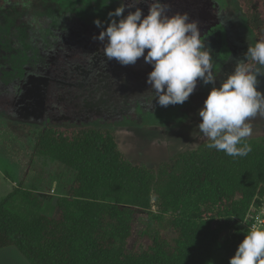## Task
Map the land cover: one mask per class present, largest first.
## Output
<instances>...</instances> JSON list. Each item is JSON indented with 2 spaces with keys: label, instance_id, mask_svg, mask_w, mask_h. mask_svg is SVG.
Listing matches in <instances>:
<instances>
[{
  "label": "trees",
  "instance_id": "1",
  "mask_svg": "<svg viewBox=\"0 0 264 264\" xmlns=\"http://www.w3.org/2000/svg\"><path fill=\"white\" fill-rule=\"evenodd\" d=\"M141 1L149 9L148 0ZM160 2L169 6L167 15L176 14L169 13L172 9L187 13L189 22H198L201 34L225 16L224 7H213L211 0ZM236 2L256 39H264V0ZM205 16L212 19L207 22ZM109 19L101 18L104 28ZM69 24L83 50H90L107 68L100 67L84 92L95 96L99 90L102 95L104 81H132L118 73H145L149 64L143 57L127 66L107 59L104 43L94 39L102 28L79 16ZM245 142L251 151L244 157L209 149L206 141L170 162L149 165L127 157L112 129L43 126L35 155L64 164L76 178L54 201V215L46 214L38 193L23 187L0 200V250L15 247L30 264H215L217 251L234 255L249 231L230 241L223 238L225 229L236 230L264 199V136Z\"/></svg>",
  "mask_w": 264,
  "mask_h": 264
},
{
  "label": "rangeland",
  "instance_id": "2",
  "mask_svg": "<svg viewBox=\"0 0 264 264\" xmlns=\"http://www.w3.org/2000/svg\"><path fill=\"white\" fill-rule=\"evenodd\" d=\"M211 1H220L224 4L221 10H225L223 19L212 26L217 39L215 48L220 46L221 52L214 60L215 84L205 85L198 79L197 89L183 104L164 107L151 97L145 103L147 109L143 108L150 113L117 119L101 116L99 99H109V95H101L98 88L95 96L82 90L86 83L94 81L100 67L105 71L107 68L102 59L95 60L90 50H83L69 22L79 16L93 23L132 0H0V200L15 187H23L45 200L46 214H55L54 201L67 193L76 172L35 155L38 132L51 123L112 129L127 157L149 165L170 162L175 155L208 141L197 127L201 122L199 110L212 87L220 86L236 61L245 59L242 52L257 41L236 0ZM150 3L152 0L146 4ZM136 7L143 15L147 13L143 1ZM125 10L135 11V7ZM169 13L178 12L172 9ZM204 18L207 22L212 19ZM198 28L201 37L211 29L201 34L203 30ZM227 33L242 52L230 50ZM257 79V88L264 93V76ZM122 84L117 81L118 86ZM114 87L109 86V91ZM250 122L252 135L248 138L264 136V117L257 116ZM247 229L245 221L236 230L225 229L223 238L237 241ZM232 256L226 250L217 251L214 263ZM0 264L30 263L17 248L10 247L0 250Z\"/></svg>",
  "mask_w": 264,
  "mask_h": 264
},
{
  "label": "clouds",
  "instance_id": "3",
  "mask_svg": "<svg viewBox=\"0 0 264 264\" xmlns=\"http://www.w3.org/2000/svg\"><path fill=\"white\" fill-rule=\"evenodd\" d=\"M140 2L121 3L110 11L106 28L100 19L94 20L96 27L103 29L94 39L104 43L107 59L115 58L127 66L143 57L152 66L147 76L152 99L164 107L186 102L198 79L205 85L215 84L212 57L201 39L198 22H189L187 13L167 15L169 6L160 0H152L148 14L143 15L136 7ZM126 7H135V11L123 16ZM243 55L245 59L236 61L220 86L212 87L198 113L201 122L197 127L209 141L206 146L231 157L247 156L251 151L245 142L252 135L250 121L264 117V93L257 88V77L264 76V39L249 45ZM229 264H264V227L249 229Z\"/></svg>",
  "mask_w": 264,
  "mask_h": 264
},
{
  "label": "flooded vegetation",
  "instance_id": "4",
  "mask_svg": "<svg viewBox=\"0 0 264 264\" xmlns=\"http://www.w3.org/2000/svg\"><path fill=\"white\" fill-rule=\"evenodd\" d=\"M224 7V4H222L220 1L218 2H214L213 1V7ZM218 24L217 23H212L208 28H211L212 26ZM227 41L228 44L227 46L230 48V50L234 49V50H238V52H242L240 51V47L236 44V42L230 40V38L228 37V33H227ZM246 51H243L242 53L244 54ZM220 67L217 69L219 71ZM152 71V66L149 65L148 67L145 68V73H143L142 75H135L134 77L130 75L133 74V72H129L131 73L130 75L125 72L124 75H121L120 73H118V76L122 79L124 78H128V79H132V81L130 83H127L125 85H122L121 87L117 85V81L113 82V83H108V82H102V84H100V91H102V95H109V99H99V109L102 111L101 116L102 117H111V118H117V119H133L135 118V114L137 115H143L146 113H150L151 111L148 110H144L143 108H145V103L148 102V99H151L152 94H153V90L151 89V86L147 83V76L148 74ZM102 74V78L104 77V73ZM117 76V77H118ZM133 78H141L143 81H145V84L143 82H135L133 81ZM198 81V80H197ZM198 85V84H197ZM197 85L196 88L194 89V91L197 89ZM109 86H116L114 87L115 89H111L109 91ZM131 90V91H130ZM144 102V103H143ZM142 103V105H141ZM147 109V108H145Z\"/></svg>",
  "mask_w": 264,
  "mask_h": 264
},
{
  "label": "water",
  "instance_id": "5",
  "mask_svg": "<svg viewBox=\"0 0 264 264\" xmlns=\"http://www.w3.org/2000/svg\"><path fill=\"white\" fill-rule=\"evenodd\" d=\"M215 36H216V32L213 30V27H212L204 36L201 37V39L203 40V42L205 44V47L210 50V55L212 57L211 64L213 67V69H212L213 72L217 66V64L214 65V60L216 59V55L217 54L221 55V52L219 51L220 46L218 49L215 48L216 47V41H217ZM224 41H226V37H225ZM226 44H227V41H226Z\"/></svg>",
  "mask_w": 264,
  "mask_h": 264
},
{
  "label": "built area",
  "instance_id": "6",
  "mask_svg": "<svg viewBox=\"0 0 264 264\" xmlns=\"http://www.w3.org/2000/svg\"><path fill=\"white\" fill-rule=\"evenodd\" d=\"M246 224L248 225L249 229L253 226L264 227V200L261 203L260 207H258L248 215Z\"/></svg>",
  "mask_w": 264,
  "mask_h": 264
},
{
  "label": "crops",
  "instance_id": "7",
  "mask_svg": "<svg viewBox=\"0 0 264 264\" xmlns=\"http://www.w3.org/2000/svg\"><path fill=\"white\" fill-rule=\"evenodd\" d=\"M117 139H118V136H117ZM10 248V247H9ZM6 249V248H5ZM1 250H3V249H1Z\"/></svg>",
  "mask_w": 264,
  "mask_h": 264
}]
</instances>
